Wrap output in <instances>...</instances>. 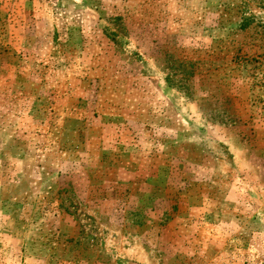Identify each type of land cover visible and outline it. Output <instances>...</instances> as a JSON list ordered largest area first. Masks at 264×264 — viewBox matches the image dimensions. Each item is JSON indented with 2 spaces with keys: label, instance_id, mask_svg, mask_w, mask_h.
I'll return each mask as SVG.
<instances>
[{
  "label": "rangeland",
  "instance_id": "374dc122",
  "mask_svg": "<svg viewBox=\"0 0 264 264\" xmlns=\"http://www.w3.org/2000/svg\"><path fill=\"white\" fill-rule=\"evenodd\" d=\"M0 264H264V0H0Z\"/></svg>",
  "mask_w": 264,
  "mask_h": 264
}]
</instances>
